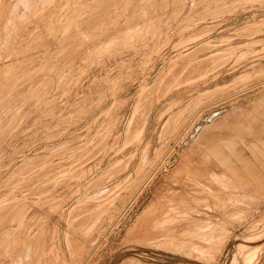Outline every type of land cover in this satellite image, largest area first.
Instances as JSON below:
<instances>
[{
	"label": "rangeland",
	"instance_id": "1",
	"mask_svg": "<svg viewBox=\"0 0 264 264\" xmlns=\"http://www.w3.org/2000/svg\"><path fill=\"white\" fill-rule=\"evenodd\" d=\"M263 21L0 0V264H264Z\"/></svg>",
	"mask_w": 264,
	"mask_h": 264
},
{
	"label": "bare ground",
	"instance_id": "2",
	"mask_svg": "<svg viewBox=\"0 0 264 264\" xmlns=\"http://www.w3.org/2000/svg\"><path fill=\"white\" fill-rule=\"evenodd\" d=\"M145 2V1H144ZM217 3V2H216ZM41 4V3H40ZM19 5V4H18ZM223 5V4H222ZM24 6V5H23ZM203 10V9H202ZM213 10V9H212ZM231 10V9H230ZM212 12V11H211ZM220 16V15H219ZM228 16V15H227ZM264 22V21H263ZM146 23V22H145ZM74 24V23H73ZM262 24V23H261ZM262 26H264V24L262 25ZM261 26V27H262ZM104 30V29H103ZM246 31H249V30H246ZM253 31V30H252ZM255 31V30H254ZM254 31H253V33H254ZM261 31V30H260ZM250 32V34H251V30L249 31ZM256 32H257V30H256ZM256 32L254 33V34H256ZM252 33V34H253ZM249 34V35H250ZM142 36V35H141ZM201 36V35H200ZM204 37V36H203ZM253 37V36H252ZM132 39V38H131ZM213 42V41H212ZM217 42V41H216ZM220 42H222V41H220ZM225 42V41H224ZM181 44V43H180ZM207 44H208V42H207ZM211 44V43H210ZM221 44V43H220ZM219 44V45H220ZM222 45V44H221ZM250 45V44H249ZM248 46V45H247ZM251 47V46H250ZM252 48V47H251ZM249 49V48H248ZM230 50H232V49H230ZM231 52H233L234 53V51H231ZM102 53V52H101ZM262 53V52H261ZM222 54V53H221ZM232 54V53H231ZM237 54V53H236ZM239 54V53H238ZM240 55V54H239ZM241 55H243V54H241ZM92 56V55H91ZM214 56V55H213ZM232 57V56H231ZM180 58V55H178L177 57H176V60L174 59V61H172L171 60V67L172 68H174V66L177 64V60ZM186 59V58H185ZM257 60V59H256ZM179 61V60H178ZM205 62V61H204ZM233 67V66H232ZM172 68H169V69H172ZM260 71H263L264 72V69L261 67V69H259V70H257L256 69V71H253V72H251L250 71V73L249 74H246V75H242L241 77H239L238 79H236L233 83H237V82H241V81H243L244 82V80L245 81H248V78L250 77H252L253 76V74H255V73H259ZM256 74V75H257ZM189 77V76H188ZM263 77V76H262ZM160 79V78H159ZM247 79V80H246ZM245 83V82H244ZM180 85V84H179ZM241 85V84H240ZM237 86V85H236ZM10 87H11V85H10ZM145 86L143 85L142 87H141V89H140V91H139V96H138V100L141 98V95L143 94V92L145 91ZM207 95V94H206ZM210 95V94H209ZM204 98H201V100H203ZM198 101V100H197ZM138 103V102H137ZM137 103H136V105H137ZM133 115V114H132ZM172 118V117H171ZM170 120V119H169ZM172 120V119H171ZM192 127V125L190 126V128ZM205 128V127H204ZM202 130V129H201ZM204 130V132L207 130V128L206 129H203ZM187 132V131H186ZM126 133V132H125ZM142 133V132H141ZM136 134V133H135ZM137 135V134H136ZM139 135H140V133H139ZM182 135H184V134H182ZM184 136H186V135H184ZM183 136V137H184ZM182 137V136H181ZM140 138V137H139ZM181 139V138H180ZM139 141V139L136 141V142H138ZM178 141V140H177ZM191 146V145H190ZM189 148V147H188ZM187 148V149H188ZM187 149H185L184 150V153H183V155H182V159L183 160H185L187 157H188V155H187ZM156 157V156H155ZM158 157V156H157ZM262 158V157H261ZM164 160V159H163ZM149 163V162H148ZM180 165V164H179ZM184 165V164H183ZM159 167V166H158ZM157 167V168H158ZM181 167V166H180ZM156 168V169H157ZM156 171V170H155ZM141 173V172H140ZM153 175V174H152ZM151 175V176H152ZM14 176V175H13ZM21 177V176H20ZM148 180V179H147ZM13 181V180H12ZM7 184V183H6ZM145 184H147V181H146V183ZM2 202V201H1ZM0 202V203H1ZM131 204V203H130ZM91 211V210H90ZM195 214V213H194ZM20 219V218H19ZM207 223V222H206ZM23 224H25L24 223V221L23 220H21L20 222H19V226H22ZM9 231V230H8ZM206 232V231H205ZM7 234V233H6ZM19 237V236H18ZM6 239V238H5ZM1 241V240H0ZM35 246H36V244H34ZM29 248V247H28ZM38 248V247H37ZM84 249V248H83ZM56 250V249H55ZM54 250V251H55ZM52 251V250H51ZM76 252V251H75ZM45 253V252H44ZM31 255V254H30ZM24 256V255H23ZM56 257V256H55ZM58 257H59V255H58ZM201 263V262H200ZM21 264V263H20Z\"/></svg>",
	"mask_w": 264,
	"mask_h": 264
},
{
	"label": "crops",
	"instance_id": "3",
	"mask_svg": "<svg viewBox=\"0 0 264 264\" xmlns=\"http://www.w3.org/2000/svg\"><path fill=\"white\" fill-rule=\"evenodd\" d=\"M219 159L221 161V163H224V161L227 159L226 156L223 155H219V154H214L210 156V160L212 161V159Z\"/></svg>",
	"mask_w": 264,
	"mask_h": 264
}]
</instances>
